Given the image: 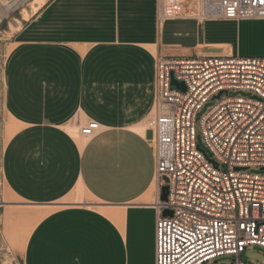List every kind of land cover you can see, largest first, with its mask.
<instances>
[{"label":"crops","instance_id":"1","mask_svg":"<svg viewBox=\"0 0 264 264\" xmlns=\"http://www.w3.org/2000/svg\"><path fill=\"white\" fill-rule=\"evenodd\" d=\"M157 14V0H50L15 34L5 106L19 127L2 172L19 204L44 213L23 264H155L160 191L144 130L158 113L160 40L234 55L254 31L248 20L159 25ZM89 119L100 130L81 144L70 129ZM77 192L89 201L65 202Z\"/></svg>","mask_w":264,"mask_h":264},{"label":"built area","instance_id":"2","mask_svg":"<svg viewBox=\"0 0 264 264\" xmlns=\"http://www.w3.org/2000/svg\"><path fill=\"white\" fill-rule=\"evenodd\" d=\"M157 5L159 25L264 20V0H157ZM156 88L158 113L146 120L144 132L152 133L158 189L167 185L168 195L159 201L155 264H204L221 256L244 264L246 247L264 248V174L248 171L264 170V57L161 56ZM230 89L253 94L227 96L202 117L208 157L195 141L196 114L209 98ZM99 130L89 119L70 132L89 139ZM164 209L172 214L163 216Z\"/></svg>","mask_w":264,"mask_h":264},{"label":"rangeland","instance_id":"3","mask_svg":"<svg viewBox=\"0 0 264 264\" xmlns=\"http://www.w3.org/2000/svg\"><path fill=\"white\" fill-rule=\"evenodd\" d=\"M50 0H46L44 6ZM2 3V4H1ZM37 0H1L0 1V264H23L24 242L32 227L44 214L38 211L23 212L17 207L19 200L7 188L2 172V159L7 143L18 130L17 123L9 116L5 106V66L8 56L13 48V40L19 29L34 15L31 14L32 6ZM43 6V7H44ZM42 7V8H43ZM40 8L37 12H39ZM25 14L32 15L25 19ZM248 20L249 25L254 31L244 37L235 51V56L239 57H264V22ZM220 21V20H218ZM20 23V24H19ZM217 24V22H216ZM19 25V26H18ZM215 25L214 22L209 24ZM12 26V27H11ZM20 28H18V27ZM14 27V28H13ZM182 39V38H180ZM163 39L160 40V54L163 55H203L195 52L193 47L178 51L176 48H164ZM179 49V48H178ZM186 50V51H185ZM194 50V51H193ZM252 91L246 89H230L218 98H209L197 111L194 125L195 141L203 149L208 157L211 153L206 146L201 127V119L213 108L221 99L228 97H250ZM79 141L85 142L84 138L76 137ZM82 138V139H81ZM154 145V143H153ZM155 151V146H154ZM251 173L264 174L260 167L252 166L248 169ZM166 181V178L163 177ZM89 201L84 193L77 192L73 197L66 198L65 202ZM264 259V248L251 245L245 248L240 256V261L244 264H259ZM235 256H221L210 260L204 264H234Z\"/></svg>","mask_w":264,"mask_h":264},{"label":"bare ground","instance_id":"4","mask_svg":"<svg viewBox=\"0 0 264 264\" xmlns=\"http://www.w3.org/2000/svg\"><path fill=\"white\" fill-rule=\"evenodd\" d=\"M1 1V0H0ZM45 2H46V0H37V3H36V5L35 6H32V11H31V14L32 15H34L35 13H37V11L40 9V8H42L43 6H44V4H45ZM2 4V3H1ZM32 15H28V14H25V19L27 20V19H29L30 18V16H32ZM20 24V23H19ZM19 26V25H18ZM17 26V27H18ZM12 27V26H11ZM14 28V27H13ZM18 28H20V27H18ZM5 79V78H4ZM5 83V82H4ZM82 139V138H81ZM81 144H83L84 142L83 141H79ZM151 142L153 143V140H151ZM80 193H82V192H80ZM75 203H86V201H74ZM17 207H20L18 210H20V211H23V212H34L35 211V206H31V204L30 205H17ZM50 208V207H49ZM24 244H25V242H24Z\"/></svg>","mask_w":264,"mask_h":264},{"label":"water","instance_id":"5","mask_svg":"<svg viewBox=\"0 0 264 264\" xmlns=\"http://www.w3.org/2000/svg\"><path fill=\"white\" fill-rule=\"evenodd\" d=\"M174 84L177 85L178 87H180L182 90L185 89L182 83H175L174 82ZM225 92L226 91H224V93ZM222 93H223V91H220L218 93V95L215 96V98H219ZM146 138L147 139H151L152 138V133H151L150 130H148L146 132ZM167 195H168V186L167 185H164V186H162L160 188V196H159L160 201H166L167 200ZM171 214H172V212L170 210H167V209L162 210V215L163 216L171 215Z\"/></svg>","mask_w":264,"mask_h":264}]
</instances>
